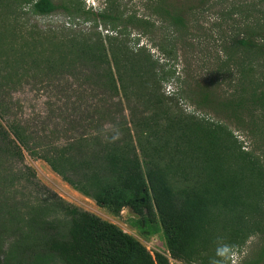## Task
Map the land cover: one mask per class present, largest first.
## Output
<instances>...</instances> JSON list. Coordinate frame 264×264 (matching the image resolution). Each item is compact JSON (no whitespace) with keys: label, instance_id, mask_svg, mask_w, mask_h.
I'll return each instance as SVG.
<instances>
[{"label":"rangeland","instance_id":"1","mask_svg":"<svg viewBox=\"0 0 264 264\" xmlns=\"http://www.w3.org/2000/svg\"><path fill=\"white\" fill-rule=\"evenodd\" d=\"M78 1L94 14L71 15L63 5L46 15L35 13L31 5L0 8V102L10 120L27 128L34 143H62L81 136L116 139L128 128L141 157L154 158L173 177L178 163L169 152L191 135L196 123L209 121L224 126L225 133H220L223 141L236 153H251L264 164V107L236 109L224 104L238 94L235 60L241 53L230 45L244 23L240 16L226 20L222 17L224 7L217 1L164 0V4H175V11L181 14L192 9L188 25L182 29L156 13L159 0ZM255 4L257 8L264 2L258 5L255 0ZM106 8L120 14L122 20L133 13L145 23L127 24L126 29L121 25L114 31L96 16ZM108 34H118V42L133 52L143 48L158 72L174 73L160 81L154 73L135 77L124 69L121 73L113 69V76L102 67L104 74L108 72L106 75L117 81L119 92L113 91L99 71L74 60L83 43L103 40ZM70 60L76 64L67 71L61 65ZM202 90L210 92L207 99ZM0 124L8 129L7 121L0 119ZM9 137L14 139L12 134ZM235 162L240 166L236 158L231 160L234 166ZM176 179L188 182L184 175ZM61 199L115 223L152 253L168 254L162 231L145 235L146 228L128 208L115 214L99 206L44 159L27 152L23 156L14 153L10 140L0 136V259L19 264L13 249L16 244L39 238L47 224H65V213L55 205ZM259 205L264 212V201ZM256 219L258 231L244 243L233 242L236 264H264V213ZM215 247H211L213 252H203L210 255L205 264L214 256ZM202 262L203 257H196L192 264ZM46 264L64 263L55 257Z\"/></svg>","mask_w":264,"mask_h":264},{"label":"trees","instance_id":"2","mask_svg":"<svg viewBox=\"0 0 264 264\" xmlns=\"http://www.w3.org/2000/svg\"><path fill=\"white\" fill-rule=\"evenodd\" d=\"M163 1L156 4V13L169 20L172 26L186 29L187 16L192 9L181 14L175 11V4ZM256 1L258 5L259 1L264 2ZM202 2L223 5L222 17L226 20L235 21L234 16L244 20L241 31L233 39V46L230 45L236 53H241L235 60L238 94L227 98L224 104L236 109L247 105L264 107V5L256 8L255 0H199ZM29 5L42 15L51 14L62 5L71 15L89 17L94 14L78 0H63L62 3L0 0V8L17 9ZM96 16L114 31L121 25L126 29L127 24L145 23L133 13L122 20L120 14L109 13L107 8ZM118 41V34L87 41L74 60L87 62L99 71L104 84L115 92H119L116 79L108 77V72L104 74L100 70L102 67H107L113 76V69L119 73L124 69L135 77L154 73L160 81L174 73L165 69L158 72L143 48L133 52ZM75 64L70 60L61 67L68 71ZM258 66L261 69L257 70ZM202 92L207 99L210 92ZM9 117L0 102V119L8 122V129L0 124V136L10 140L14 153L23 156L27 152L44 159L74 188L115 214L128 208L139 217L140 226L146 228L145 235L162 231L175 264H192L196 257H203L201 264H205L204 260L210 255L203 252H213L211 247L218 237L232 245L244 243L259 229L256 216L264 213L259 205L264 201V164L260 157L245 151L236 153L226 145L224 134H220L225 133L221 124L196 123L191 135L176 143L169 152L178 163L172 177L154 158L141 157L131 129L126 128L125 135L116 139L81 136L62 143L38 144L22 123ZM235 158L240 166L236 162L235 166L231 164ZM179 174L188 182L177 180ZM55 205L65 213V224H47L39 238L28 244H16L13 249L19 264H46L55 257L64 264H171L166 254H152L140 240L115 223L62 199ZM0 264L8 263L0 259Z\"/></svg>","mask_w":264,"mask_h":264},{"label":"clouds","instance_id":"3","mask_svg":"<svg viewBox=\"0 0 264 264\" xmlns=\"http://www.w3.org/2000/svg\"><path fill=\"white\" fill-rule=\"evenodd\" d=\"M237 257L235 246L218 237L214 256L210 259L209 264H236Z\"/></svg>","mask_w":264,"mask_h":264},{"label":"built area","instance_id":"4","mask_svg":"<svg viewBox=\"0 0 264 264\" xmlns=\"http://www.w3.org/2000/svg\"><path fill=\"white\" fill-rule=\"evenodd\" d=\"M151 252V251H150ZM152 253V252H151ZM152 254H154V253H152ZM168 257H169V259H170V263L171 264H175L176 263V260H174L173 258H171V256H170V254L168 253V254H166Z\"/></svg>","mask_w":264,"mask_h":264}]
</instances>
